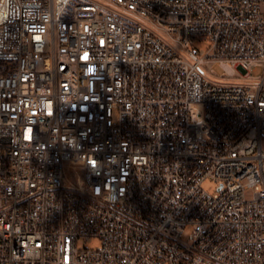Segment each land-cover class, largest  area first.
<instances>
[{
  "label": "built area",
  "instance_id": "1",
  "mask_svg": "<svg viewBox=\"0 0 264 264\" xmlns=\"http://www.w3.org/2000/svg\"><path fill=\"white\" fill-rule=\"evenodd\" d=\"M0 264H264V0H0Z\"/></svg>",
  "mask_w": 264,
  "mask_h": 264
},
{
  "label": "rangeland",
  "instance_id": "2",
  "mask_svg": "<svg viewBox=\"0 0 264 264\" xmlns=\"http://www.w3.org/2000/svg\"><path fill=\"white\" fill-rule=\"evenodd\" d=\"M196 45L199 46L200 48L207 49L210 46V42L209 41L198 40L196 42ZM203 69H204L205 73L212 79L238 81L237 79H234V78L225 77L224 76V69L221 67V65L219 63L205 64L203 66ZM260 73H261V68H259V70L257 72H255L254 75L258 76V75H260ZM239 81L247 82V80H239ZM248 82H250V81H248ZM203 186L210 193H215L218 190V185L213 179L205 180L203 182ZM85 244H88L91 247H95V246L98 245V241L97 240H93V241L87 243V242L82 240L80 242V246L81 247L84 246Z\"/></svg>",
  "mask_w": 264,
  "mask_h": 264
}]
</instances>
